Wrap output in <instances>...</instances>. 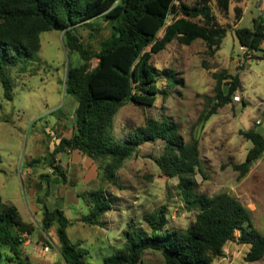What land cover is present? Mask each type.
Here are the masks:
<instances>
[{
	"label": "rangeland",
	"instance_id": "rangeland-1",
	"mask_svg": "<svg viewBox=\"0 0 264 264\" xmlns=\"http://www.w3.org/2000/svg\"><path fill=\"white\" fill-rule=\"evenodd\" d=\"M235 5L232 2V14L228 18L218 14L222 24L233 29L252 28L255 21H264V0L242 1L245 14L237 25ZM172 21L173 17H169L167 25ZM73 34L95 55L111 34V24L97 17L77 26ZM163 34L164 31L160 37ZM40 40L41 48L34 59L9 70L13 82L11 100L5 98L0 82V201L15 205L23 219L32 221L36 229L45 209L63 210L74 224L69 229L70 238L90 241L78 248L85 264H104L105 258L123 246L129 223L147 230L143 214L162 206L168 208L169 228H188L195 220L196 211L187 208L178 189V179L165 176L155 162L163 152V141L140 147L119 170V185L108 182L100 164L85 155L77 154L75 159L70 152L52 156L60 139L69 138L74 132L76 101L66 95L65 79L68 68L82 61L78 53H71L66 47L64 32H44ZM97 61L93 59V66ZM152 63L160 90L156 101L152 107L133 103L123 106L114 120L116 139L123 141L148 119L170 118L179 125L184 141L192 135L199 140L203 170V174H197L199 193L207 196L228 193L235 197L250 210L254 227L264 235V153L244 177L230 166L243 163L252 147L243 132L255 130L264 136V94L260 89L264 87V42L261 51L248 52L231 29L221 48L211 55L203 40L187 46L175 39L165 50L153 55ZM223 71L238 77L240 86L230 103L208 121L200 122V116L214 104L217 82L214 74ZM223 89L229 92L228 85ZM52 159L54 165L62 166L66 182H57L60 177L51 165ZM86 176L89 183L83 181ZM72 189L81 194L79 204ZM99 189L111 199L112 208L96 227L83 220L91 209L90 192ZM37 205L39 211L35 210ZM249 249V245L228 242L223 256L213 264H264V257L260 262H246ZM139 264L166 263L161 252L148 250Z\"/></svg>",
	"mask_w": 264,
	"mask_h": 264
},
{
	"label": "trees",
	"instance_id": "trees-1",
	"mask_svg": "<svg viewBox=\"0 0 264 264\" xmlns=\"http://www.w3.org/2000/svg\"><path fill=\"white\" fill-rule=\"evenodd\" d=\"M243 0H0V82L7 100L13 97V82L9 70L34 59L41 48L44 32H64L65 45L78 53L81 63L70 66L65 79V93L74 98V132L62 137L51 153L79 151L100 164L103 177L119 185L118 172L125 162L137 154L146 143L163 141L162 154L156 159L161 172L178 179V189L189 210L196 211L194 222L185 230L168 227V208L143 214L148 229L129 223L124 243L104 264H139L148 250L162 253L166 264H213L223 256L228 242L250 246L245 257L248 263L264 257V235L253 224L252 214L238 199L228 193L207 196L199 193L198 172L203 174L199 140L193 135L184 141L179 125L163 116L148 119L119 142L114 134V120L128 103L152 107L160 92L153 55L165 50L175 39L191 45L196 40L206 42L214 55L228 31H234L241 47L248 52L261 51L264 42V21H255L252 28L224 25L219 15L228 18L232 2ZM235 25L242 9L234 7ZM219 14V15H218ZM103 17L111 24V34L101 50L92 54L73 34L77 26ZM169 17L173 21L167 25ZM164 31L162 37L160 33ZM97 64L93 66V59ZM214 104L200 116L208 121L220 108L230 103L240 86V79L226 71L215 73ZM229 86L225 93L223 86ZM252 143L243 163L230 166L244 177L251 165L264 153V136L255 130L242 133ZM52 159L51 165H54ZM60 179L66 182L61 165H54ZM49 175H42L48 178ZM91 209L84 222L99 225L111 210L112 201L103 190L89 195ZM70 220L63 210L45 209L39 227L46 233L56 226L59 251L67 264H85L78 246L68 237ZM36 227L21 216L13 204L0 201V264H39L22 256L24 235ZM237 233H240L237 237Z\"/></svg>",
	"mask_w": 264,
	"mask_h": 264
},
{
	"label": "crops",
	"instance_id": "crops-1",
	"mask_svg": "<svg viewBox=\"0 0 264 264\" xmlns=\"http://www.w3.org/2000/svg\"><path fill=\"white\" fill-rule=\"evenodd\" d=\"M244 1V0H243ZM242 1L239 3H236L235 6H238L242 9V17L240 22L243 20L244 14H245V10L241 5ZM234 6V7H235ZM256 11L257 14H259L260 12V8L258 7L257 3H256ZM233 12H234V8H233ZM232 14V11L230 10V14L229 16ZM238 22V24L240 23ZM259 86V84H258ZM260 89L262 90V93L264 94V87H260ZM71 156L75 159L77 158V154H82L79 151H73L70 152ZM83 155V154H82ZM77 165L76 167H78V162L74 161ZM72 165V164H71ZM90 179L86 177H84L83 181L86 183H89ZM75 190V189H72ZM76 191V190H75ZM91 193V192H90ZM76 204H79L81 201V194L76 191ZM36 211H39L38 205L35 209ZM22 216V215H21ZM86 215H84L85 217ZM23 217V216H22ZM38 217L41 220L42 215H40V212H38ZM69 218V217H68ZM25 220V219H24ZM27 222H32V221H27ZM70 226L68 227L67 233H68V237L70 239V241L77 245L78 248L82 247L85 244H90V241L87 238H82V240H80L79 238L72 240L69 236V229L74 227L73 222H70ZM101 223V221H100ZM96 227H98L99 225H94ZM34 233H36V236H34ZM44 247H49V251L45 252L43 249ZM59 247H60V242L57 236V232H56V226L52 227L48 233L44 232L40 227L38 229H35V231L31 234H25L24 235V243L22 245V256L24 258H27L28 260H30L33 263H39V264H67L66 261L64 260V258L62 257L60 251H59Z\"/></svg>",
	"mask_w": 264,
	"mask_h": 264
},
{
	"label": "built area",
	"instance_id": "built-area-1",
	"mask_svg": "<svg viewBox=\"0 0 264 264\" xmlns=\"http://www.w3.org/2000/svg\"><path fill=\"white\" fill-rule=\"evenodd\" d=\"M45 252L49 251V247H44L43 249Z\"/></svg>",
	"mask_w": 264,
	"mask_h": 264
},
{
	"label": "water",
	"instance_id": "water-1",
	"mask_svg": "<svg viewBox=\"0 0 264 264\" xmlns=\"http://www.w3.org/2000/svg\"><path fill=\"white\" fill-rule=\"evenodd\" d=\"M65 86H66V83H65Z\"/></svg>",
	"mask_w": 264,
	"mask_h": 264
}]
</instances>
